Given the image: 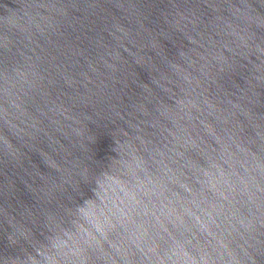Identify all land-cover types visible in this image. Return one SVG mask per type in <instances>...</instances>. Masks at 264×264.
I'll use <instances>...</instances> for the list:
<instances>
[{"label":"clouds","instance_id":"obj_1","mask_svg":"<svg viewBox=\"0 0 264 264\" xmlns=\"http://www.w3.org/2000/svg\"><path fill=\"white\" fill-rule=\"evenodd\" d=\"M176 39L183 43L171 55L158 47ZM0 49V264H264V114L255 111L264 104V0H21ZM145 49L164 69L154 66L148 84L129 71ZM173 87L175 103L165 104L159 93ZM32 99L36 115L22 121ZM49 113H71L70 158L55 161L54 173H29L31 131L18 122L52 121ZM210 119L231 123L232 143L251 155L248 206L223 228L227 217L203 189L178 190L181 161ZM162 128L163 147L153 139ZM149 168L155 181L131 210L133 228L113 223L96 200L108 179L136 180ZM80 221L91 228H68ZM118 227L125 236L104 250L101 240ZM136 230L151 243L141 246Z\"/></svg>","mask_w":264,"mask_h":264},{"label":"water","instance_id":"obj_2","mask_svg":"<svg viewBox=\"0 0 264 264\" xmlns=\"http://www.w3.org/2000/svg\"><path fill=\"white\" fill-rule=\"evenodd\" d=\"M20 2L21 0H0V36L5 31L6 21L9 27L15 23V13ZM214 39H218V37H214ZM109 42L111 41L109 40ZM136 43L139 45L141 41L137 39ZM182 43L183 41L176 39L161 43L158 47L165 49L171 55L175 52L176 47ZM126 46L131 51L136 52V48L131 45ZM49 51L52 50L49 49ZM0 53H2V49H0ZM144 53L153 57L151 63L147 61ZM144 53H138L141 62L139 64L130 63L129 71L132 80L148 84L156 76L154 66L160 67L162 71L164 69L153 51L145 49ZM52 54L55 55V52L53 51ZM122 55L129 59L127 54L122 53ZM0 59H2V54H0ZM233 81L239 83L236 77L233 78ZM138 92V87L130 83L127 89L128 95L135 97ZM176 92L177 89L173 87L171 94L159 93V95L165 104H174V94ZM38 104V100L32 99L31 102L22 105L20 108L21 120H27L25 113L35 116ZM255 111L257 115L264 114V104L256 105ZM48 115L54 122L48 118H39V123L36 119L28 120L27 123L18 122L19 128L30 129L31 131L30 150L25 152V160L22 162L24 170L29 173L40 175L54 173L53 163L55 161L61 158H70L72 137L71 128L68 125L72 122L70 119L71 113H65L64 116H55L52 113ZM207 123L210 125L207 131H201L199 138L193 136L194 143L189 146L181 161L184 172L181 181L184 187L178 190L187 193L203 189L204 194L209 197L213 205L219 204L221 206V218L227 217V219H224L223 228L229 226V220L234 215L244 213L248 206L245 203L247 200L245 192L247 186L246 169L251 164V155H246L249 151L247 144H242L240 150H237L232 143L233 134L236 130L231 123L217 125L211 119ZM203 127V125L198 124V128L202 129ZM163 128L170 129V125L164 124ZM163 128L153 136L154 141L159 143L161 147L167 144L170 139L168 132L163 131ZM257 131H261V129H257ZM3 134V121L0 119V136ZM21 135H23V132ZM243 135L250 140L256 139L255 132L250 129H245ZM25 138L27 139V137ZM101 147H103V144ZM252 151H255V149L253 148ZM41 165H43V169ZM3 180V161L2 156H0V184ZM150 181H155V172L151 168L147 170L146 174H139L136 180L121 174L113 175L108 179L105 189L101 191L100 197L96 200L98 203L102 200L100 207L105 209V216H108L109 220L115 223L118 219L132 229L133 222L137 218L135 212L131 210L140 207L137 201L144 199L140 192L142 189L151 187ZM134 184L139 185V187L134 188ZM89 199H93V197H89ZM144 202L147 203L146 200ZM108 209H111L115 215H109ZM91 212L93 215H97L98 209L93 208ZM98 219L101 222L103 221V217L98 216ZM76 227L91 228L85 221H80L78 225L71 223L68 225V228L72 230H75ZM106 235L107 240H101V247L107 251L110 250V243H116L125 236V233L122 228L118 227L113 232H107ZM133 238L137 239L141 246L145 243H151V241L143 240L138 230L134 231ZM160 246L163 247L164 245L161 243Z\"/></svg>","mask_w":264,"mask_h":264}]
</instances>
